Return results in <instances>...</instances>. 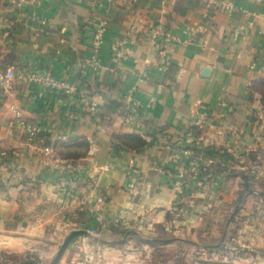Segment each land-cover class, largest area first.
Instances as JSON below:
<instances>
[{
    "label": "crops",
    "instance_id": "crops-1",
    "mask_svg": "<svg viewBox=\"0 0 264 264\" xmlns=\"http://www.w3.org/2000/svg\"><path fill=\"white\" fill-rule=\"evenodd\" d=\"M91 58L97 65L86 67ZM0 69L16 76L11 94L0 92V264L52 259L79 229L88 234L57 264H142L147 245L110 240L147 243L160 232L194 236L208 249L232 241L237 264H264V212L253 214L264 208V162L255 193L232 216L242 181L224 178L225 157L212 154L247 168L264 160L256 147L264 0H0ZM31 71L65 79L72 90L28 82ZM129 134L147 145L134 151L117 139ZM83 143L79 156L64 152ZM191 160L213 164L202 186ZM180 172L187 183L178 189Z\"/></svg>",
    "mask_w": 264,
    "mask_h": 264
},
{
    "label": "rangeland",
    "instance_id": "rangeland-1",
    "mask_svg": "<svg viewBox=\"0 0 264 264\" xmlns=\"http://www.w3.org/2000/svg\"><path fill=\"white\" fill-rule=\"evenodd\" d=\"M1 94L3 96H7L3 93ZM257 139L259 143H257L256 147H258L257 149L263 150V153L259 154V156L262 158L264 156V147L262 146L264 144L260 143V141L264 143V127L262 126L261 128H259V132H257ZM209 161L211 163V160ZM263 162L264 160L256 159L254 163L255 167L247 168V166H244L241 163H236L231 159L222 158L221 163L223 165L221 168L223 169L221 172H223L222 175L224 176V178L233 177L234 175L240 176L242 181V189L239 191V193L244 189V179L242 175L246 174L249 177L247 182L250 189V191L246 194L247 197L255 193L253 184L256 182V179L261 175L263 171V166H261ZM237 170L239 171V173ZM229 173L231 174L229 175ZM209 175L210 172L209 174L204 175L203 179ZM195 176L196 174L193 175V178H195ZM187 177L188 176H186V178ZM203 179L196 181L198 182L197 184H200V186H202ZM183 185H181V187ZM244 200L238 203L236 200L233 211L232 213L230 212L232 216L237 215L238 211L243 206ZM261 212H264L263 207H259L256 212H253V214H258ZM221 226H223L222 228H224V224H221ZM173 236L174 235L171 232H160L157 239L145 243L143 241H139V239L133 236H130V238L128 239V237L117 235L110 241L116 242L118 243V245H126V247L128 248H140L143 247V245H147L146 252L144 253L142 251V254L139 255L140 257H142V264H237L235 261L238 260L239 256L237 257V254H235L234 252L235 245L233 246L232 241H229V243H224L223 245L219 244L208 249L207 247H204L203 244L198 245V240L194 236L188 237V239H185L184 241L176 240L172 238ZM129 255V261H131L132 263L133 259L136 256L133 255L132 251ZM51 260L52 259L45 260L41 257L38 258L35 256L34 258L28 259L27 261L25 259L24 262H19V264H30L27 263L30 261H33V264H48Z\"/></svg>",
    "mask_w": 264,
    "mask_h": 264
},
{
    "label": "built area",
    "instance_id": "built-area-1",
    "mask_svg": "<svg viewBox=\"0 0 264 264\" xmlns=\"http://www.w3.org/2000/svg\"><path fill=\"white\" fill-rule=\"evenodd\" d=\"M220 5L218 6L219 8L221 7V8L228 10V11L235 9L234 5L231 2H220ZM102 32H103V23H100L95 27L93 34L91 36V42L95 46L96 50L99 48ZM166 40H168V37ZM176 41L178 43H180V40H176ZM125 43H126V41H120V42H117L114 46L117 53L120 56H122L126 51ZM85 65H86V67L94 66V65H97V61L95 58L87 59L85 61ZM15 77L16 76H15L14 71L12 69H0V92L1 93L5 94V95L11 94ZM24 79L27 80L28 82L41 85V86L45 87L46 89L54 91V92L69 93L72 90V86L70 85V83L67 80L58 79V78H55L48 73H43L40 71L28 72L24 76ZM13 111L15 112V115L17 117L21 116V112H20V110H18L17 107H14ZM24 128H25L26 133L30 139L37 138V133L39 131L37 127L31 125L30 123L25 122ZM44 151L48 155H50L52 153L51 149L48 147L44 148ZM183 152L185 154H188L187 150H184ZM89 153L90 154L95 153V147L94 146H90ZM207 163L209 164L210 161ZM189 165L193 168L196 167V163L194 160H191L189 162ZM183 179H184V173L183 172L176 174V177L173 180L174 181L173 184H174L175 188H178V189L181 188V185H183ZM129 187L134 188V182L133 181L129 184ZM98 200L100 201V199H98Z\"/></svg>",
    "mask_w": 264,
    "mask_h": 264
},
{
    "label": "trees",
    "instance_id": "trees-1",
    "mask_svg": "<svg viewBox=\"0 0 264 264\" xmlns=\"http://www.w3.org/2000/svg\"><path fill=\"white\" fill-rule=\"evenodd\" d=\"M257 91L258 93L260 94V97H261V101L263 102L264 104V81H261L258 86H257ZM117 139H119L121 141V143L123 145H125L126 147H128L129 149H132L134 151H140L142 150L146 145H147V142L139 135L137 134H129V135H125V136H118ZM85 144H81L79 146H76L74 148H67L66 150H64V152H67L66 154L67 155H71L73 157H76V156H79L81 154H83L84 150H85ZM220 154L222 156L226 158L227 155L225 152H218V151H213L212 154ZM196 163V176L194 178L195 181H198V180H202L204 175H207L209 174L210 172V169L212 168V165L210 166H204V165H201L200 163ZM231 173H229L230 175ZM243 179H244V189L238 194L237 196V203L238 202H242L244 200V198L246 197V194L250 191L249 187H248V179L249 177L245 174V175H242ZM186 181L183 182V186L186 185ZM114 231L118 232L119 234H124L125 231L124 230H119L118 228H113ZM155 240L154 238L151 239V240H148L149 241H153ZM27 263H32L33 264V261H30V262H27Z\"/></svg>",
    "mask_w": 264,
    "mask_h": 264
},
{
    "label": "water",
    "instance_id": "water-1",
    "mask_svg": "<svg viewBox=\"0 0 264 264\" xmlns=\"http://www.w3.org/2000/svg\"><path fill=\"white\" fill-rule=\"evenodd\" d=\"M206 73H208V70H205ZM88 232L86 230H72L62 241V243L60 244L55 256L52 258V260L48 263V264H57L60 260V258L62 257L63 253L65 252V250L67 249V247L69 246V244L72 242V240L79 235H87ZM32 264V263H30Z\"/></svg>",
    "mask_w": 264,
    "mask_h": 264
}]
</instances>
